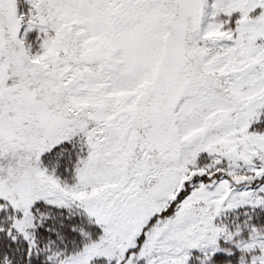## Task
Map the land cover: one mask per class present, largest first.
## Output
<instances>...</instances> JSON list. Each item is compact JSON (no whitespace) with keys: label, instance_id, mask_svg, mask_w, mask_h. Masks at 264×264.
Listing matches in <instances>:
<instances>
[{"label":"snow or ice","instance_id":"snow-or-ice-1","mask_svg":"<svg viewBox=\"0 0 264 264\" xmlns=\"http://www.w3.org/2000/svg\"><path fill=\"white\" fill-rule=\"evenodd\" d=\"M0 264H264V0H0Z\"/></svg>","mask_w":264,"mask_h":264}]
</instances>
